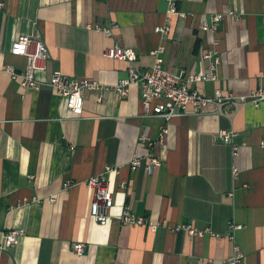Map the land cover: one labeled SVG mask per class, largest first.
Returning <instances> with one entry per match:
<instances>
[{"label":"crops","instance_id":"obj_1","mask_svg":"<svg viewBox=\"0 0 264 264\" xmlns=\"http://www.w3.org/2000/svg\"><path fill=\"white\" fill-rule=\"evenodd\" d=\"M176 6L170 14L169 0H0V264H222L235 248L243 264H264V101L190 106L166 123L146 113L140 84L125 97L116 92L130 63L105 55L121 46L136 53L142 71L161 59L185 77L210 74L218 58V79L191 88L209 98L218 90L224 99L249 95L264 87V0ZM217 14L225 16L218 31H203ZM22 36L48 49L37 91L21 86L28 60L13 46ZM57 72L102 88L86 92L83 110L72 112L50 85ZM223 131L238 135L237 157L219 139ZM150 154L162 161L153 174ZM101 174L115 198L105 226L92 216L88 184ZM128 206L159 228L123 224ZM191 224L215 236L170 229ZM13 230L25 236L6 248Z\"/></svg>","mask_w":264,"mask_h":264},{"label":"built area","instance_id":"obj_2","mask_svg":"<svg viewBox=\"0 0 264 264\" xmlns=\"http://www.w3.org/2000/svg\"><path fill=\"white\" fill-rule=\"evenodd\" d=\"M178 0H169L170 14L177 13L176 2ZM182 18H185V14H181ZM225 16L217 14L213 17L211 23L204 24L203 31L216 33L222 24ZM169 28L162 29L157 28L156 32L163 33L167 32ZM13 53L16 55H22L27 58V70L24 74V78L21 81V86L28 89L37 91L41 89L42 83L37 78V73L43 72L47 68L49 61L48 49L45 43L41 40L33 39L29 36H22L13 46ZM159 51L153 52V55L157 56ZM105 55L110 59L125 61L130 63L129 66V77L122 80L116 87V92L125 97L129 94V88L133 84H140L142 88V102L145 107L147 114L157 115L166 123L170 122L171 119L185 116L190 106H193L196 110H202L211 103L218 102L223 106L226 102H230L235 105L238 109L248 103H253L257 107L264 101V87L251 92L245 96H230L224 99L221 90L216 92L215 98H209L203 96L198 91L191 88V84L203 82V81H216L218 79L217 67L220 63L219 59L216 58L215 62L211 66L210 74H190L187 77L182 75H176L171 73L163 66L161 59H157L156 66L151 70L142 71L136 66L137 55L136 53L127 48L121 46H115L106 51ZM213 53L208 52L204 54L205 59H212ZM50 85L62 95L66 101L69 110L72 112H81L84 108L85 93L92 90L101 89L97 82L88 79H75L71 78L62 72H57L51 79ZM222 114H225L222 112ZM168 134V129L163 128L161 139L164 140ZM238 135L235 132L223 131L219 134V139L230 144L233 149L234 156L237 157L239 154L240 145L236 142ZM143 141H147L146 138H142ZM261 147L264 149V140L261 143ZM148 165L146 170L149 174H153L154 171L162 166L160 158L153 154L148 157ZM132 169L137 170L142 166L141 159H135L132 164ZM108 172H112L111 168L107 169ZM235 175H238V171L235 170ZM89 186L93 190V203H92V216L100 225H107L112 218V210L115 204L114 194L110 189V186L105 178V174L97 175L90 178L88 182ZM54 201V200H52ZM121 220L123 224L128 226H140L148 225L153 231L159 228V224H155L152 220L143 217L136 216L130 206L125 207L121 214ZM232 228L237 231L243 228L240 224H232ZM173 232L185 230L191 236L202 237L206 235L215 236L210 230H199L195 225H184L170 228ZM25 233L23 230H13L7 232L4 236L6 248L17 246ZM74 252L77 255H83L86 252L84 244H75ZM234 255L225 260L222 264H243L244 253L240 248H235ZM111 264H120L113 262Z\"/></svg>","mask_w":264,"mask_h":264}]
</instances>
